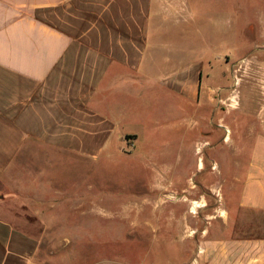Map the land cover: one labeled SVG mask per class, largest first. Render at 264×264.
<instances>
[{
    "label": "crops",
    "instance_id": "0c3cea01",
    "mask_svg": "<svg viewBox=\"0 0 264 264\" xmlns=\"http://www.w3.org/2000/svg\"><path fill=\"white\" fill-rule=\"evenodd\" d=\"M215 5L0 0V264H38V235L22 220L46 221V210L76 199L71 173L61 192L65 179L38 166L40 158L78 160L91 169L109 160L114 143L136 158L158 131L170 133L169 140L200 138L204 149L213 142V183L200 160L197 185L222 192L218 216L223 211L225 227L201 247L197 264H264V62L250 69L257 56L245 42L256 35L254 49L264 58V21L229 24L236 45L223 55H239L234 67L244 91L231 88L216 101L203 86L204 34L197 27L196 40L189 38V22ZM211 28L217 37V23ZM214 43L219 51L222 40ZM210 105L206 118L203 108ZM158 122L168 124L158 129ZM152 153L145 158L151 161ZM173 170H156L149 187H189L191 178Z\"/></svg>",
    "mask_w": 264,
    "mask_h": 264
},
{
    "label": "rangeland",
    "instance_id": "374dc122",
    "mask_svg": "<svg viewBox=\"0 0 264 264\" xmlns=\"http://www.w3.org/2000/svg\"><path fill=\"white\" fill-rule=\"evenodd\" d=\"M210 1L220 5L208 7L197 22H189V38L190 42L196 40L197 27L204 34V44L201 45L206 52L203 86H207L204 87L206 90L209 88L206 93L217 101L225 98L231 88L244 91V80L238 81L240 75L234 67L239 55H223L236 45L232 44L231 29L227 28L235 22L234 26L239 27L240 23L242 26L248 22H263L264 0ZM215 22L217 37L212 33L215 29L211 28ZM214 38L222 40L219 51ZM257 41L253 34L245 38L246 48L250 47L253 57L257 56L251 63V70L262 69L260 64L264 62V58L259 57L261 51L254 49L259 45ZM219 53L221 57L218 59ZM212 106L203 108L206 118H211ZM159 122L158 129L168 124ZM168 135L171 136L161 131L152 135L151 141H144L141 154L133 159L122 155L114 143L109 160L93 163L91 169L88 163L78 160L73 165L59 156L40 158L38 166L48 174L54 172L65 179L70 176L67 172L71 173V183L75 180L76 188L70 190L76 199H61L65 204L54 207L52 212H44L46 221L35 220L30 215L22 220L30 233L38 235L37 263L197 264L201 247L225 227L219 220L225 217L223 211L222 218L218 216L224 204L222 192L209 188L213 183L208 174L214 169L211 165L213 142L206 144L204 149L200 146L203 142L200 138L194 139L190 135L186 140H169ZM167 143L170 144L169 150L166 149ZM150 152H153L151 161L145 158ZM200 160L204 162L209 186L197 185L201 179L196 173ZM166 168H174L173 172L183 177L189 176L195 185L190 183L185 189L150 188L148 182L152 173ZM69 186L65 179L58 190L64 192ZM248 217L257 216L249 214Z\"/></svg>",
    "mask_w": 264,
    "mask_h": 264
}]
</instances>
